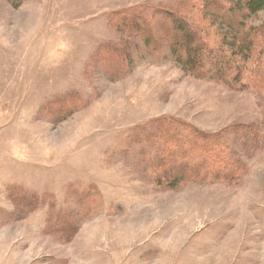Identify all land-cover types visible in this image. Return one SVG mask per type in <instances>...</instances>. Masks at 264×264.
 I'll return each instance as SVG.
<instances>
[{"label":"rangeland","instance_id":"rangeland-1","mask_svg":"<svg viewBox=\"0 0 264 264\" xmlns=\"http://www.w3.org/2000/svg\"><path fill=\"white\" fill-rule=\"evenodd\" d=\"M216 1L264 26L245 0ZM199 3L0 0V264H264V141L229 131H260L264 99L185 73L167 20L133 28L131 11L182 4L192 19ZM176 119L229 131L231 181L156 183L146 135Z\"/></svg>","mask_w":264,"mask_h":264},{"label":"trees","instance_id":"trees-1","mask_svg":"<svg viewBox=\"0 0 264 264\" xmlns=\"http://www.w3.org/2000/svg\"><path fill=\"white\" fill-rule=\"evenodd\" d=\"M199 6L201 11L192 12L190 9L195 14L192 19L185 16V5L182 4L167 10L152 8L144 13L143 10L131 11L134 18H138L133 28L141 22L143 25L137 30H144L145 25L151 29L150 14L156 17L154 20L157 19V22L160 18L167 20L172 31V37H169L170 53L176 57L185 73L199 79L221 81L232 90L252 91L264 99V26L253 28L238 23L231 15L221 11L223 7L216 0H200ZM236 9L254 15L264 11V0H245ZM228 13L233 11L229 10ZM209 15L214 18L209 19ZM118 21L121 20L117 19L116 23ZM149 32L145 40L148 46L161 36ZM197 43L201 46L192 49ZM204 49L211 53L205 57L199 55ZM159 125L161 128H157L155 135L148 134L146 138L147 142L157 139L153 145L155 168L159 172L156 183L164 184L169 189L208 177L216 181H231L235 176L228 171L234 164L226 143L229 131L256 135L258 141H264V126L260 131L253 126L239 125L225 133L206 134L179 119L160 120ZM163 126L173 128L172 134L165 133ZM224 156L227 162L215 174L198 173L206 166L222 163Z\"/></svg>","mask_w":264,"mask_h":264}]
</instances>
